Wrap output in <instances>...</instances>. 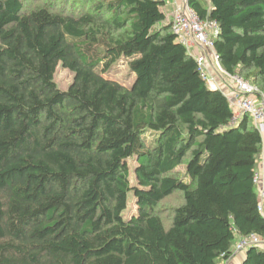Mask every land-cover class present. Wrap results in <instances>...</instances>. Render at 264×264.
<instances>
[{
    "label": "trees",
    "instance_id": "trees-1",
    "mask_svg": "<svg viewBox=\"0 0 264 264\" xmlns=\"http://www.w3.org/2000/svg\"><path fill=\"white\" fill-rule=\"evenodd\" d=\"M185 2L217 20L222 67L264 93V0ZM56 5L0 0V264H218L238 237L264 238L262 137L249 115L230 121L164 0ZM175 192L166 225L154 208ZM239 264H264V246Z\"/></svg>",
    "mask_w": 264,
    "mask_h": 264
},
{
    "label": "built area",
    "instance_id": "built-area-1",
    "mask_svg": "<svg viewBox=\"0 0 264 264\" xmlns=\"http://www.w3.org/2000/svg\"><path fill=\"white\" fill-rule=\"evenodd\" d=\"M172 30L178 42L183 44L194 58L201 78L207 86L219 89L228 100L232 111L231 122L240 119L244 114L252 118L255 128L262 137V149L257 162L264 164V93L252 81L237 73L226 71L220 64L213 46V38L219 31L215 19H202L185 2L176 6L171 15ZM253 182L258 187V210L264 217V173L257 167L253 174ZM250 246H264V238L256 233L240 236L231 248L230 258ZM228 260V259H227ZM227 260H222L225 264Z\"/></svg>",
    "mask_w": 264,
    "mask_h": 264
},
{
    "label": "rangeland",
    "instance_id": "rangeland-1",
    "mask_svg": "<svg viewBox=\"0 0 264 264\" xmlns=\"http://www.w3.org/2000/svg\"><path fill=\"white\" fill-rule=\"evenodd\" d=\"M24 1V8L26 10L30 9V8H34L37 5H39V3H41L44 0H23ZM48 3H53L54 0H45ZM57 3L56 7L59 8L58 6L61 5V0H55V4ZM167 18L170 20L171 19V11L172 9V5L168 4L167 0H164V5L163 8ZM128 66L121 64L120 66H117V68L115 69V71H118L117 74H112L113 77H117L120 78L121 76H125L127 71H128ZM132 79H134V75L128 78L127 75V79L125 80L127 84H129ZM54 80L55 83L57 85V87L61 90H66L68 88V86L70 85V83L73 80V73L62 67L60 64L57 66L56 70H55V74H54ZM134 161L132 159L128 160V166H129V171L131 174V181L133 182V167H134ZM182 166L177 168V174H179L180 172H182ZM179 172V173H178ZM128 206L127 209L123 212V216L124 218H127V216L130 215V213H132L135 209H134V201L132 200V196L131 194H129L128 197ZM182 201V195L179 192H175L172 195L166 197L165 199H163L161 202H159L157 204V206L154 208V212L161 218V220L163 221V223H165L166 225L170 223L171 221V217H172V212L173 209L178 206ZM263 247V246H260ZM245 251H241L239 252V256L243 257ZM236 254V253H235ZM235 254L232 256L234 257ZM219 264H223L222 261H220Z\"/></svg>",
    "mask_w": 264,
    "mask_h": 264
},
{
    "label": "crops",
    "instance_id": "crops-1",
    "mask_svg": "<svg viewBox=\"0 0 264 264\" xmlns=\"http://www.w3.org/2000/svg\"><path fill=\"white\" fill-rule=\"evenodd\" d=\"M167 1H168V4L169 5H172V9H174L178 5L185 4V0H167ZM172 11H171V13H172ZM257 169L261 173H264V164L263 165L262 164H259L257 166ZM244 255H245V252L243 254V257H244ZM243 257L242 256H239V252H238V253L235 254L234 257L229 258L225 264H239L241 262V260L243 259Z\"/></svg>",
    "mask_w": 264,
    "mask_h": 264
}]
</instances>
